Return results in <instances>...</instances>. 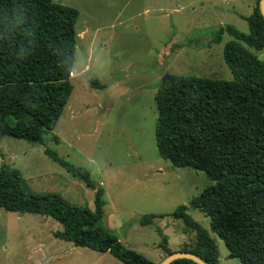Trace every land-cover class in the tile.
<instances>
[{
	"label": "rangeland",
	"instance_id": "374dc122",
	"mask_svg": "<svg viewBox=\"0 0 264 264\" xmlns=\"http://www.w3.org/2000/svg\"><path fill=\"white\" fill-rule=\"evenodd\" d=\"M54 1L77 8V38L71 94L43 136L58 157L83 167L103 187L102 229L158 264L168 255L159 245L163 237L171 252L195 246V232L170 215L185 204L214 239L219 264H240L211 230L210 218L189 203L213 178L190 166H174L158 154L154 95L164 72L231 79L223 45L232 36L223 32L219 42L213 37L226 24L247 32L245 17L259 0ZM247 48L264 61V47ZM93 78L105 87L91 86ZM3 163L19 170L26 190L57 192L93 208L94 190L42 145L0 136ZM150 213L164 215L140 224L139 218ZM60 229L51 216L0 207V264H123L108 251L55 237Z\"/></svg>",
	"mask_w": 264,
	"mask_h": 264
},
{
	"label": "trees",
	"instance_id": "16d2710c",
	"mask_svg": "<svg viewBox=\"0 0 264 264\" xmlns=\"http://www.w3.org/2000/svg\"><path fill=\"white\" fill-rule=\"evenodd\" d=\"M77 17V8L54 0H0V136L42 145L46 154L94 190L93 208L69 202L57 192L26 190L19 170L4 163L0 165V207L51 216L62 225L54 231L55 237L108 251L123 264H154L102 229L103 187L93 182L86 169L58 157L43 136L55 125L72 91ZM245 19L247 32L226 24L213 37L219 42L223 32L232 36L223 45L231 79L161 75L154 95V136L162 158L213 178L214 183L203 187L189 203L210 218L211 230L223 240L228 256L238 258L240 264H264V61L247 48L264 47L259 4ZM89 83L105 87L94 78ZM186 208L179 204L170 213L196 234L195 246L182 251L219 264L214 239ZM163 215L144 214L139 223L151 224ZM159 245L171 253L165 237ZM168 264L199 263L179 257Z\"/></svg>",
	"mask_w": 264,
	"mask_h": 264
},
{
	"label": "water",
	"instance_id": "95a60500",
	"mask_svg": "<svg viewBox=\"0 0 264 264\" xmlns=\"http://www.w3.org/2000/svg\"><path fill=\"white\" fill-rule=\"evenodd\" d=\"M259 10H260L262 17L264 18V0L259 1ZM179 257L190 258L199 264H208L203 259H201L199 256H197L196 254L191 253L189 251H182V250L173 251V252L169 253L158 264H168L173 259L179 258Z\"/></svg>",
	"mask_w": 264,
	"mask_h": 264
}]
</instances>
